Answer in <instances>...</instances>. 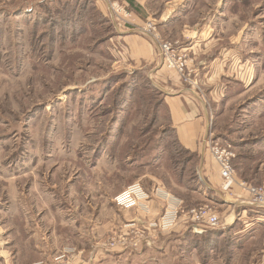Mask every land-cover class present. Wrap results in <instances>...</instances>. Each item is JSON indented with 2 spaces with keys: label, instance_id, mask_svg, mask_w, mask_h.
<instances>
[{
  "label": "rangeland",
  "instance_id": "1",
  "mask_svg": "<svg viewBox=\"0 0 264 264\" xmlns=\"http://www.w3.org/2000/svg\"><path fill=\"white\" fill-rule=\"evenodd\" d=\"M119 1L121 26L101 0H0V264H249L264 249L263 209L236 207L230 220L232 189L223 200L197 193L201 158L174 139L164 94L117 31L154 23L187 55L190 80L177 77L188 87L210 60L192 51L200 32L211 58L223 46L236 47L239 67L248 58V83L232 75L222 95L204 91L202 142L210 162L217 145L233 154L237 181L264 186V0ZM153 182L190 206L167 234L151 224L161 214L140 225L115 202L134 183L148 195ZM198 206L218 215L209 228H225L235 246L219 232L200 240L208 227L197 233L186 217ZM246 227L259 234L251 250Z\"/></svg>",
  "mask_w": 264,
  "mask_h": 264
},
{
  "label": "crops",
  "instance_id": "2",
  "mask_svg": "<svg viewBox=\"0 0 264 264\" xmlns=\"http://www.w3.org/2000/svg\"><path fill=\"white\" fill-rule=\"evenodd\" d=\"M125 1L126 0H124L123 5L127 8L128 5L125 4ZM137 1L138 0H131L130 3L132 4ZM101 2L105 12L110 14L107 5L102 0ZM174 5L177 4L174 2ZM117 32H121L118 37L122 38L123 41L127 43L125 48L128 51L130 56L129 59L133 66L137 69H144L147 72V76L149 75L153 78V85L164 94L165 97L163 104L165 107H167V119L173 126L172 134L174 139H176L180 145H182L189 152L197 151V154H199L201 158L198 167V174L202 189L196 190L197 193L207 198L208 196L205 192H213L216 194L215 196H220V200H223L220 192L224 193V195H226V192L220 188L222 179L217 171V165L208 160V153L205 150V144L202 142V139L205 137L209 122L206 105V102L208 101L206 100L204 93L207 92L209 95L212 94L213 97H215V95L218 93L222 95V90H224V80L232 75L235 78H239L240 80L245 81V83H248L250 80L247 64L248 58L245 59V63H241L239 67L237 66V63H234L235 61L232 58L234 52L236 51V47L232 49H226L224 46L220 50L221 53H218V55L211 58L212 53H210V41L209 39L203 38V32H200L199 37L197 36V41L196 39H192V44H190L192 51L195 55L199 56V59L205 57L203 55H207V57L210 56V60L205 64L204 69H198L196 71L199 74L196 81L197 83H195L192 87H188L184 86L179 81V78L175 72L165 69L161 62L157 45L152 38L148 36L145 38L142 35L139 36L137 35L138 33H136V31L129 29H127V31L120 30ZM207 51L208 54L205 53ZM245 64L246 67L243 68V65L245 66ZM263 74V71L258 73L257 81ZM213 97L212 99H214ZM145 190L148 192V195L146 194L147 197L141 202L139 206L126 208L128 209L126 210L127 212L133 211L132 215L137 216L136 218L137 220H140V222H138L140 225H145L149 220L158 218L159 215L163 213V211H170L175 208H178L182 211L183 209L185 210L190 208V206L187 204V200L183 199L174 191H169L160 183L157 184L153 182L149 190L148 188H145ZM194 192L195 191H193V193ZM232 193L234 194L235 200L228 203V206L230 208L232 207L230 210L231 213L228 215V219L230 218V220L235 218L234 208H247L245 206H248L249 208V205H247V195L244 190H242L239 186L234 185L232 188ZM193 202L194 201H192V204ZM242 214L245 215L243 216V220L249 224V220L251 219L249 217V211L243 210ZM142 220L145 222L142 223ZM183 221L184 223L186 221L185 215L180 214L171 229L162 233H170L178 226V224L182 223ZM254 230L256 229L248 227L245 228L248 236V242L243 244L244 247H248V250L253 248L255 240L259 235L258 231ZM244 249L245 248H243L241 251ZM258 251L259 253L256 260L254 259L253 261L249 259V264H264V249H260Z\"/></svg>",
  "mask_w": 264,
  "mask_h": 264
},
{
  "label": "built area",
  "instance_id": "3",
  "mask_svg": "<svg viewBox=\"0 0 264 264\" xmlns=\"http://www.w3.org/2000/svg\"><path fill=\"white\" fill-rule=\"evenodd\" d=\"M108 7V10L113 18L117 20V23L121 26V19L127 16L124 7L121 5L119 0H102ZM117 17V18H116ZM134 31L147 35L153 39L156 43L159 56L163 66L167 68H172L177 75L186 76L189 79L187 73H190L192 70L188 68V57L184 52L178 51L173 48L168 41H164L160 38L159 34L156 32L155 24L147 22L144 26H133ZM190 70V71H188ZM190 80V79H189ZM210 133V132H209ZM207 134L210 136V134ZM206 136V138L208 137ZM205 138V139H206ZM210 138V137H209ZM206 143H209V140H206ZM204 143V144H206ZM210 153L215 160L219 173L222 178V190L224 192L229 191L232 187L237 184L247 195V205L251 209H263L264 211V186L263 185H251L243 181H237L234 178V168L232 166V157L233 154L230 151H227L223 148H220L217 145L209 146ZM147 197L138 183L127 187L122 193L115 197L116 205L119 207L130 208L134 206H139L141 202ZM178 208L172 209L170 211H164L159 219L151 224L155 227H158L161 232H165L171 229L174 225L176 219L178 218ZM186 217L193 223L194 231L197 233L202 232L201 223H204V227H215L220 223V218L217 214L210 211V208L207 206H198L191 208L187 213ZM138 240L134 243L137 244L141 235L137 236ZM124 238L117 239L118 241L115 244H125L121 242ZM112 244V245H115ZM130 244V243H129ZM135 245L130 247L134 248Z\"/></svg>",
  "mask_w": 264,
  "mask_h": 264
},
{
  "label": "trees",
  "instance_id": "4",
  "mask_svg": "<svg viewBox=\"0 0 264 264\" xmlns=\"http://www.w3.org/2000/svg\"><path fill=\"white\" fill-rule=\"evenodd\" d=\"M160 91V90H159ZM225 230V228H207L206 230H205V232L204 233H202V235H197V234H191V236L193 235V236H198V237H200V240H202V237H203V239H204V242L205 241H207L206 240V238H204V236L206 235H208V234H214V233H221V234H225L226 236H227V239H226V241H227V247H230V246H235L233 243L231 244L230 242H231V240H228L229 239V237H228V235H229V233L228 232H226V231H224ZM206 233V234H205ZM190 234V233H189ZM205 234V235H204ZM204 235V236H203ZM230 241V242H229ZM207 243V242H206ZM215 247V246H214ZM213 247V248H214Z\"/></svg>",
  "mask_w": 264,
  "mask_h": 264
}]
</instances>
